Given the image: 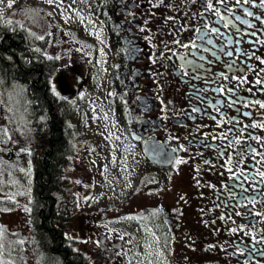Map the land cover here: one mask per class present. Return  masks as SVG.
<instances>
[{"label":"flooded vegetation","instance_id":"af4514ba","mask_svg":"<svg viewBox=\"0 0 264 264\" xmlns=\"http://www.w3.org/2000/svg\"><path fill=\"white\" fill-rule=\"evenodd\" d=\"M91 1L59 0L57 8L90 9ZM27 7L44 13L45 31L39 40L30 21L21 26L25 73L39 67L56 126L41 131L23 120L29 145L14 161L24 172L13 164L0 176V236L16 234L18 250L32 247L45 264L32 225L34 161L47 162L55 134L66 149L43 199L54 203L56 236L72 264H133L136 228L152 239L151 264H264V19H256L264 8L237 0H98L108 59L94 65L91 38ZM101 73L113 142L106 151L81 141L72 120L79 101L102 85ZM106 155L113 164L102 166L136 181L105 206L90 196L88 171L91 157L102 170ZM15 176L25 204L11 196ZM84 191L86 214L76 211ZM79 225L89 255L73 243Z\"/></svg>","mask_w":264,"mask_h":264},{"label":"rangeland","instance_id":"374dc122","mask_svg":"<svg viewBox=\"0 0 264 264\" xmlns=\"http://www.w3.org/2000/svg\"><path fill=\"white\" fill-rule=\"evenodd\" d=\"M10 2L11 7L8 6ZM97 2L98 0L91 1L90 9H77L64 14L57 8L59 0H0V21H13L18 24H23L28 20L30 21V24L32 26L30 31L35 38L41 40L45 31L42 19L44 13H34L27 7V5L39 6L43 11L47 12V14H49L51 17L55 18L58 23L68 25L72 32L74 31L76 34L78 33L88 36V34L85 33L83 29L85 25L82 26L81 23H79L78 18L84 17L85 19V14L88 12H92V14L95 16V19L98 20L99 14L96 8ZM97 61H102L105 64V61L102 59V57L95 56L93 64L97 65ZM106 68L107 66L105 67V69ZM93 69V71H95V68ZM104 79L105 73H101L100 82L102 85L100 86V83L98 82L97 88L91 93L89 92L87 97H85L83 100L79 101V104L73 112L72 116L73 124L79 135L82 137L80 138V140L84 142H90L93 148L98 151L100 149L105 150L113 147V142L111 139L112 135L109 139L108 136L110 132L106 127H104V122L101 121L103 119L110 120V114L108 115V108L104 100L103 103L105 106V112L100 113V115L98 112V109H100L98 106L101 107L102 103V101L98 98L103 97L105 93H103V90H105L103 87ZM5 91L7 93L9 103L7 104L4 98H0V144H2L0 146V159L2 160V162L0 160V165L2 166H0V170H2L0 172V176L3 175L4 177L7 174H10L8 169H14L13 164L18 165L20 173L24 172L21 164L18 161L15 162L14 159L21 160L20 154L22 153L24 148H27L29 145V138H27L26 140L23 138L24 134L22 126L24 119L19 111L20 105H18L19 102L17 98L18 91L16 92L14 87H11L9 89L7 88ZM104 113L105 117L103 116ZM107 126H109V123ZM7 132L10 134L9 136H7ZM103 134L106 136L105 138L103 137ZM30 141V145L31 143H34L31 138ZM12 147H14L15 150H11ZM118 147L121 148L120 146ZM104 162H106L108 166H111L113 164V160H111L107 155L105 158L101 157V166H105ZM89 165L90 170L88 172H90L91 178L90 196L96 201H103L100 205L104 203L105 206L108 204H112V199L117 198L118 194H122L124 190L128 192L134 186V183L136 181L135 178L128 179L127 177L122 176L119 169L108 170L104 166H102V170H99L101 168L97 169L92 157ZM17 171L18 169L16 170V172ZM16 178L17 177L15 176L14 181L12 180V185H15V189L13 191L14 193L11 194V196L12 198L18 197L20 201L25 204L27 195L24 193L25 187L23 185V181L20 180L19 183H16ZM6 191H9V189L6 188ZM19 193L20 196H18ZM80 195L85 200L79 202L76 211L77 213L79 212L82 214H86L88 207L87 192L84 191L80 193ZM17 203L18 201L16 200L15 207H17ZM20 229H22V227H20ZM79 230L80 232H78L77 235L72 236L78 242L76 243L75 248L79 250V252L85 255H89L87 247L82 246V241L88 242L86 227L79 226L77 231ZM134 230L136 235L135 243H137L138 252L135 255L133 264H151V259L153 256V248H151V244H153L152 239L150 241L149 235H144V228H136ZM6 236L8 237L7 239L9 241H12V235L6 234ZM32 250V247L24 251L12 250L11 248L8 254L12 258V261H8L4 259L6 255L2 253L0 245V264H38V254L33 252ZM88 260H90V257H88Z\"/></svg>","mask_w":264,"mask_h":264},{"label":"trees","instance_id":"16d2710c","mask_svg":"<svg viewBox=\"0 0 264 264\" xmlns=\"http://www.w3.org/2000/svg\"><path fill=\"white\" fill-rule=\"evenodd\" d=\"M2 32L6 34L4 40L0 41V85L4 90V100L8 104L6 89L14 87L17 92V98L20 105V113L24 119L30 118L31 124L36 126L41 131H44L45 126L55 127L54 111L57 107L52 108L54 100L50 93L43 89V77L38 73L39 67L31 65L33 70L26 72V60L23 41V29L21 24L10 22L2 25L0 21V40ZM33 64V63H32ZM49 69V67H48ZM42 79V80H41ZM62 105L64 102H61ZM65 108V107H63ZM64 110V109H62ZM25 111V112H24ZM66 115L65 113L63 114ZM63 120H65V117ZM25 123L28 124L27 120ZM66 149V140L63 137L61 140L57 135L51 137V148L46 152L43 163L42 160L34 161L35 172L37 174L36 190L34 198V215L32 216V225L35 228L37 239L42 243L47 254L45 264H72L70 251L67 252L64 247H61L56 236L59 230L54 228V223L58 221L55 218L53 201L49 198L43 199L44 196L51 195L52 187L51 176L55 172V162L63 155ZM45 190L43 194L42 190ZM40 209H43L41 213ZM51 212V213H50ZM34 222V223H33ZM66 221L63 225L66 226ZM66 241H69L68 239ZM70 242V241H69ZM65 243V242H64ZM75 264V263H73Z\"/></svg>","mask_w":264,"mask_h":264},{"label":"snow or ice","instance_id":"6c2138e0","mask_svg":"<svg viewBox=\"0 0 264 264\" xmlns=\"http://www.w3.org/2000/svg\"><path fill=\"white\" fill-rule=\"evenodd\" d=\"M221 2H223V0H221ZM237 3H251L254 6H259V7L264 8V0H237ZM8 6L11 7V2L9 3ZM246 15L253 16L254 14L252 12L248 11V12H246ZM237 19H239V17H237ZM256 19H264V18L256 17ZM243 22L248 23L247 21H243ZM249 26H251V25H249ZM227 55L231 56L232 53L228 52ZM261 63H264V60H261ZM257 83H261V81L258 80ZM261 107H264V104H261ZM261 175L264 176V173H261Z\"/></svg>","mask_w":264,"mask_h":264},{"label":"bare ground","instance_id":"6f19581e","mask_svg":"<svg viewBox=\"0 0 264 264\" xmlns=\"http://www.w3.org/2000/svg\"><path fill=\"white\" fill-rule=\"evenodd\" d=\"M25 112V111H24ZM34 214V213H33ZM32 216V215H31ZM34 223V222H33ZM35 227V226H34ZM16 235V234H15ZM8 236V235H7Z\"/></svg>","mask_w":264,"mask_h":264}]
</instances>
